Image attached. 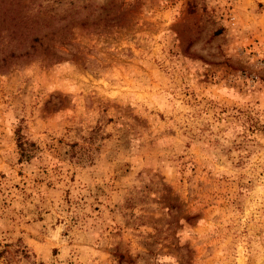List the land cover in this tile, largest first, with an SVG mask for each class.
Wrapping results in <instances>:
<instances>
[{
	"label": "rangeland",
	"instance_id": "rangeland-1",
	"mask_svg": "<svg viewBox=\"0 0 264 264\" xmlns=\"http://www.w3.org/2000/svg\"><path fill=\"white\" fill-rule=\"evenodd\" d=\"M2 60L0 264H264V0H0Z\"/></svg>",
	"mask_w": 264,
	"mask_h": 264
},
{
	"label": "trees",
	"instance_id": "trees-1",
	"mask_svg": "<svg viewBox=\"0 0 264 264\" xmlns=\"http://www.w3.org/2000/svg\"><path fill=\"white\" fill-rule=\"evenodd\" d=\"M29 23H27V21H25V20H23L21 23H23V27H22V29L21 30H19L18 31V35H20V34H22L23 32L25 33V30H27L28 31V29L29 28H31V24L33 23V20H29L28 21ZM18 30V29H17ZM32 42H35V43H37L38 44V46L40 47V40L38 39V38H32V40H31ZM36 48H38V47H35V45H30V47H29V49H30V53H28V52H26V53H23V55H19V56H27V57H32V56H34L35 54H36V52H37V49ZM45 50V48H42V52ZM9 55H11L12 56V54L11 53H9ZM8 65V62L6 61V60H2V63H1V66H0V68H3V67H6ZM18 148H19V150H20V154H23V152H24V149H23V146H22V143H18Z\"/></svg>",
	"mask_w": 264,
	"mask_h": 264
}]
</instances>
